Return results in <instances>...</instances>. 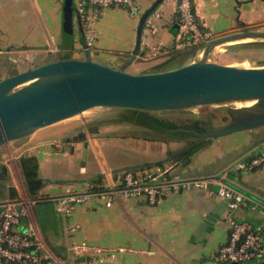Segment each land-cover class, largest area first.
<instances>
[{
  "label": "crops",
  "instance_id": "1",
  "mask_svg": "<svg viewBox=\"0 0 264 264\" xmlns=\"http://www.w3.org/2000/svg\"><path fill=\"white\" fill-rule=\"evenodd\" d=\"M157 1L133 0L134 10L121 5L100 8L94 26L92 59L118 66L125 59L124 54L135 48L142 14ZM62 3L63 0H0V78L10 72L8 59L4 57L8 49L15 55L37 53L35 64L54 60L60 52L82 56L83 38L76 17L72 36L62 32ZM87 9L91 11L93 6L88 5ZM176 9L177 0H160L149 13L131 66L138 63L136 60L144 65L141 72H155L161 65L164 70L179 66L172 65L176 60H169L178 30ZM192 9L200 27L211 31L214 37L236 32L241 25L264 30V0H192ZM74 52L78 54L73 55ZM18 66L24 70L26 63ZM41 129L16 140H23L19 145L13 141L1 146L0 203L27 193L18 158L24 153L36 156L43 184L39 191L42 199L35 203L34 212L43 251L66 264L71 262L68 246L82 240L94 248L116 251L115 260L106 264H232L212 258L228 238L227 200L217 195L216 186L172 193L154 204L139 197L120 199L106 207L101 199L91 198L76 205L68 216L55 210L53 197L68 189L83 190L94 179L109 182L114 177L110 173L131 167L163 164L178 169L181 175L186 169L194 175H214L227 170V182L252 199L235 210V217L240 222L264 226V162L250 172L234 167L237 160H248L264 150V126L208 138L207 144L184 162L174 160L182 147L181 140L167 139L173 141V151L160 150L138 163L121 165L100 158L98 141L93 135L95 128L84 132L85 139H74L75 133L70 139L67 136L57 139L39 134ZM65 144L68 147H63ZM71 225L79 226L76 232H68ZM23 227L21 220L17 230Z\"/></svg>",
  "mask_w": 264,
  "mask_h": 264
},
{
  "label": "water",
  "instance_id": "2",
  "mask_svg": "<svg viewBox=\"0 0 264 264\" xmlns=\"http://www.w3.org/2000/svg\"><path fill=\"white\" fill-rule=\"evenodd\" d=\"M159 1L142 14L135 48L124 54L125 59L116 67L92 59V51L83 47V29L77 16L76 24L83 38L81 57H65L66 52H60L61 57L35 64L37 53L15 55L8 49L4 57L8 59L10 72L0 78V147L93 107L154 113L228 106L229 119L221 125L199 121L200 131L176 129L196 137L195 142L264 126V66L240 67L210 58L220 45L254 39L264 43V30L241 25L236 32L180 50L181 54L191 55L193 59L172 69L138 74L124 71L123 67L138 53L142 26ZM74 12V0H63L61 21L66 36L73 34ZM18 63H26V68L19 70ZM235 104L242 106H229ZM184 150L178 152L174 160ZM192 175L194 173L188 169L182 174Z\"/></svg>",
  "mask_w": 264,
  "mask_h": 264
},
{
  "label": "built area",
  "instance_id": "3",
  "mask_svg": "<svg viewBox=\"0 0 264 264\" xmlns=\"http://www.w3.org/2000/svg\"><path fill=\"white\" fill-rule=\"evenodd\" d=\"M74 3L75 17L77 16L81 22L83 29V47L90 50L100 8L121 5L129 10L135 9L133 0H74ZM88 5L93 6L91 11L87 9ZM176 12L178 30L173 38L172 51L198 46L214 37L211 31L202 29L197 22L192 0H177ZM263 162L264 150H260L248 160H237L234 167L243 172H250ZM172 170V166L151 164L112 172L110 174L114 177L109 182L94 179L83 190L68 189L63 194L53 197L55 210L61 215L68 216L76 205L91 198L101 199L106 207L112 206L120 199L139 197L154 204L172 193L216 186L217 195L227 200L228 238L212 254V258L217 262L232 264L246 262L263 264L264 226L240 222L235 217V210L240 206H246L252 199L227 182V170L214 175L179 177H174ZM41 199V196L32 198L25 193L0 203V264H66L64 260L43 251L34 212L35 203ZM257 204L254 202V205ZM21 220H24V227L17 230ZM78 227L71 225L68 232L74 233ZM67 250L70 264H106L116 258V251L94 248L84 240L72 242Z\"/></svg>",
  "mask_w": 264,
  "mask_h": 264
},
{
  "label": "rangeland",
  "instance_id": "4",
  "mask_svg": "<svg viewBox=\"0 0 264 264\" xmlns=\"http://www.w3.org/2000/svg\"><path fill=\"white\" fill-rule=\"evenodd\" d=\"M244 42L220 45L210 54V58L216 62H228L232 63L230 65L240 67L264 66L263 41L254 39ZM76 53L77 52H74L73 55ZM190 58L193 57L190 55L186 56V58L182 60L183 62L176 63L175 61V64L172 65H179L180 63L188 61ZM136 62L138 63L134 62L135 65L132 66L130 63L125 65L123 67L124 71L133 74L143 73L141 70L144 65L141 64L142 62L140 60H136ZM229 106L241 107L242 105L235 104ZM227 108L228 106H201L188 110L154 112V114L178 125H191L195 120H206L212 125L218 126L228 121ZM125 112H127L126 109L122 108L93 107L74 117L43 128L39 130V134H47L57 139L67 136L66 138L70 139L72 138L70 136L74 133L88 132L91 128H95L96 132L93 135H95L98 141L97 147L101 151L100 158L111 159L116 162V164L120 165L131 162L138 163L140 159L149 158L148 156H152L160 152V150H163L164 153L167 152L168 149L172 150V140H148L144 138L147 129L123 121L121 117ZM128 135H130V138ZM180 136L184 137L181 139L182 147L187 141L192 139L191 135L187 133H181ZM168 139L173 138L170 137ZM22 142L23 140L15 141L13 144L19 145ZM63 147L66 148L68 145L65 144ZM19 155H26V153ZM89 171L90 169L87 168L88 174H90ZM94 173L96 172L94 171ZM172 173L174 177L181 176L179 170L176 168L172 170Z\"/></svg>",
  "mask_w": 264,
  "mask_h": 264
},
{
  "label": "trees",
  "instance_id": "5",
  "mask_svg": "<svg viewBox=\"0 0 264 264\" xmlns=\"http://www.w3.org/2000/svg\"><path fill=\"white\" fill-rule=\"evenodd\" d=\"M65 57H69V53H65ZM185 54H181L179 51H174L169 60H176L177 62H183L186 58ZM61 57V56H59ZM165 62H163L164 64ZM183 63H180L181 65ZM178 65V64H177ZM164 70V65L158 66L156 70L153 71H162ZM127 112L123 114L121 119L125 122L132 123L138 126L146 128L145 137L153 140H167L168 138L173 139H182L183 136H180L184 132L176 130L178 127L181 128H191L192 124L196 121H193L191 125H178L174 124L172 121L164 119L155 115L154 113L137 111L132 109H126ZM173 129V130H171ZM173 133V134H172ZM191 139L185 143L183 147L179 150L182 151L188 147L184 152L177 157V162H184L196 152L199 148L207 144L208 139H201L197 142ZM18 165L22 174V178L26 187L27 194L32 198H38L41 195L39 191L42 187L43 180L38 175V160L34 155H22L18 159Z\"/></svg>",
  "mask_w": 264,
  "mask_h": 264
},
{
  "label": "flooded vegetation",
  "instance_id": "6",
  "mask_svg": "<svg viewBox=\"0 0 264 264\" xmlns=\"http://www.w3.org/2000/svg\"><path fill=\"white\" fill-rule=\"evenodd\" d=\"M199 121H206V120H196L193 124H192V126H191V128H188V129H190V130H196V131H200L201 130V128H199L198 126H197V123L199 122ZM208 122V121H207ZM171 130H173V129H171ZM83 134H85L84 132H79L78 134H75L74 136H73V138L74 139H85V137H83ZM192 137V139H194L193 141H195L196 140V137H193V136H191Z\"/></svg>",
  "mask_w": 264,
  "mask_h": 264
},
{
  "label": "bare ground",
  "instance_id": "7",
  "mask_svg": "<svg viewBox=\"0 0 264 264\" xmlns=\"http://www.w3.org/2000/svg\"><path fill=\"white\" fill-rule=\"evenodd\" d=\"M245 41H247V40H245ZM252 103H247V105H251Z\"/></svg>",
  "mask_w": 264,
  "mask_h": 264
}]
</instances>
